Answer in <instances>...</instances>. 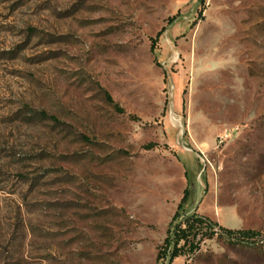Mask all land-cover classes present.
Segmentation results:
<instances>
[{"label":"rangeland","instance_id":"rangeland-1","mask_svg":"<svg viewBox=\"0 0 264 264\" xmlns=\"http://www.w3.org/2000/svg\"><path fill=\"white\" fill-rule=\"evenodd\" d=\"M187 188L173 264H264V0H0V264H158Z\"/></svg>","mask_w":264,"mask_h":264},{"label":"trees","instance_id":"trees-1","mask_svg":"<svg viewBox=\"0 0 264 264\" xmlns=\"http://www.w3.org/2000/svg\"><path fill=\"white\" fill-rule=\"evenodd\" d=\"M172 22L173 19L169 20V23ZM164 31L165 28L158 33L156 39H154L152 43V49H155V41ZM107 96L109 101L114 103L112 97L109 94ZM190 196V188H187L169 224L167 236L159 248L157 255L158 264H173L180 256L194 254L200 249V245L204 238H212L218 234L215 230L217 228V223H214L207 217L199 215L196 211L193 213H186V206ZM181 217H183V219L178 221ZM220 230L232 240H235V234H245L244 236L246 238L250 237L249 232L233 231L226 228H220ZM247 234L248 236H246Z\"/></svg>","mask_w":264,"mask_h":264},{"label":"built area","instance_id":"built-area-1","mask_svg":"<svg viewBox=\"0 0 264 264\" xmlns=\"http://www.w3.org/2000/svg\"><path fill=\"white\" fill-rule=\"evenodd\" d=\"M173 85L171 84L168 88V92L169 94L172 93L173 91ZM168 118H169V122L173 127H176L177 129H180L178 132V135L180 137V141L183 142L184 145L189 146L186 142H184V137H186V129H185V125H183V117L180 116L178 113H176L173 108H170L168 110V114H167ZM232 136V133L228 132L226 133V135L224 137H220L219 138V143L222 144L224 142H226L228 140V138H230ZM198 153L204 158L205 153L202 151H198Z\"/></svg>","mask_w":264,"mask_h":264}]
</instances>
